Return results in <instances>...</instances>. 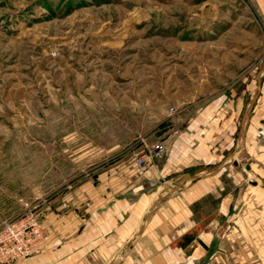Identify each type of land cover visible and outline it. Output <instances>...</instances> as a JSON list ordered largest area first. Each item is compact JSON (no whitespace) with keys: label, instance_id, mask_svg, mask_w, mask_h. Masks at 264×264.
Instances as JSON below:
<instances>
[{"label":"rangeland","instance_id":"rangeland-1","mask_svg":"<svg viewBox=\"0 0 264 264\" xmlns=\"http://www.w3.org/2000/svg\"><path fill=\"white\" fill-rule=\"evenodd\" d=\"M263 58L264 0H0V226L34 211L35 256L49 208L105 169L149 172Z\"/></svg>","mask_w":264,"mask_h":264},{"label":"crops","instance_id":"crops-1","mask_svg":"<svg viewBox=\"0 0 264 264\" xmlns=\"http://www.w3.org/2000/svg\"><path fill=\"white\" fill-rule=\"evenodd\" d=\"M254 85L211 105L152 177L122 163L77 186L15 264H264V67Z\"/></svg>","mask_w":264,"mask_h":264},{"label":"built area","instance_id":"built-area-1","mask_svg":"<svg viewBox=\"0 0 264 264\" xmlns=\"http://www.w3.org/2000/svg\"><path fill=\"white\" fill-rule=\"evenodd\" d=\"M168 141L155 145L147 155L137 161L139 168H145L150 159H161L168 147ZM45 235L36 213L12 218L0 226V264H15L33 256L44 244Z\"/></svg>","mask_w":264,"mask_h":264}]
</instances>
